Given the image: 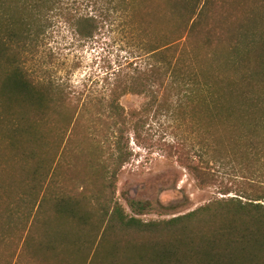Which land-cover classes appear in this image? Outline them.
Returning a JSON list of instances; mask_svg holds the SVG:
<instances>
[{
  "label": "trees",
  "instance_id": "1",
  "mask_svg": "<svg viewBox=\"0 0 264 264\" xmlns=\"http://www.w3.org/2000/svg\"><path fill=\"white\" fill-rule=\"evenodd\" d=\"M60 2L0 0V172L9 164L5 183L0 174V264H264V0H89L117 15L147 58L142 70L120 66L106 77V96L76 100L87 133L104 138L92 146L109 149L96 155L98 187L87 173L80 190L59 175L64 154L37 149L48 146V124L74 117L63 112L74 100L61 84L29 67ZM73 25L86 38L99 28L87 14ZM127 93L188 118L199 161L231 168L253 193L159 220L141 217L152 201L124 195L128 214L115 198ZM186 166L201 184L210 177L193 158Z\"/></svg>",
  "mask_w": 264,
  "mask_h": 264
},
{
  "label": "rangeland",
  "instance_id": "2",
  "mask_svg": "<svg viewBox=\"0 0 264 264\" xmlns=\"http://www.w3.org/2000/svg\"><path fill=\"white\" fill-rule=\"evenodd\" d=\"M59 7L47 14V27L38 46V61L33 68L29 63V67L36 70L38 77L61 84L74 100L65 105L63 112H69V117L73 112L74 117L69 122L60 120L48 124L49 133L45 137L48 146L37 149L50 156L64 154L65 161L62 157V161L59 160V175L64 179L73 178L76 183L73 187L77 190L87 173L95 180L93 188L96 189L95 177L100 172L96 155L103 158L109 149H103V153L92 146L97 140L102 143L104 138L87 133L88 121L84 117L77 118L79 104L76 100L91 95L106 96L109 89L106 77H112L120 66L126 71L142 70L147 56L136 47L117 15L108 12L101 3L95 6L89 0H61ZM86 14L95 15L99 22L97 31L88 38L79 35L73 25L76 18ZM147 100L146 93H127L119 100L129 117L120 139L125 162L117 174L115 198L128 214L133 213L124 195L152 201L156 206L141 217L159 220L186 213L215 198L248 197L253 193L251 184L235 175L231 168L211 166L208 169L199 161V139L191 130L188 118L155 111L154 107H147ZM68 142L82 143V148L70 150ZM86 155L92 157L91 167L86 165ZM188 157L193 158L195 165L206 167V175L210 177L203 184L187 168ZM13 171L17 182L22 179L23 184L21 166L14 167ZM0 174L5 183L9 164H5ZM226 191L229 193L223 194Z\"/></svg>",
  "mask_w": 264,
  "mask_h": 264
}]
</instances>
